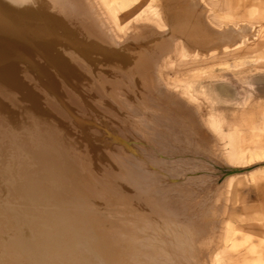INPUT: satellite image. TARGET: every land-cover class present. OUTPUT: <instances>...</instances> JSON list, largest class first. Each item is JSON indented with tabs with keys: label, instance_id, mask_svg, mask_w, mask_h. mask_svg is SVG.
I'll return each instance as SVG.
<instances>
[{
	"label": "rangeland",
	"instance_id": "1",
	"mask_svg": "<svg viewBox=\"0 0 264 264\" xmlns=\"http://www.w3.org/2000/svg\"><path fill=\"white\" fill-rule=\"evenodd\" d=\"M115 1L119 27L104 6L101 11L119 40H126L135 24L160 23L146 0H126L125 5L122 0ZM227 1L236 20L253 21L251 28L258 35H251L244 43L212 56L168 61L170 65L164 76L157 72L158 78L162 76L159 84L164 90L195 112L193 119H199L200 127L194 133L186 116L183 117L188 109L181 108L183 114L166 113L164 105L158 106L154 95L151 98L146 89L143 93L134 84L136 68H120L104 59H94L85 65L81 58H71L66 71L61 72L46 64L45 59L30 48L31 43L8 36L9 40L1 43L6 49L1 52L4 54L0 55V66L6 67L14 82L0 72V100L14 110L18 120L8 123L14 124L19 132L2 144L0 180L17 182L23 174L29 181L36 165L33 159L52 157L62 169L63 157L70 156L75 164L76 161L81 164H76L77 170L75 167L73 171L82 176L79 179L82 184L70 188L63 180L64 185L54 191L52 181L48 184L41 179L38 188L48 199L42 204L50 211L47 213L54 214L63 207L75 215L78 213L80 218L85 217L83 225L79 223L81 230L96 229V238L102 236V258L105 241L114 243L115 235L109 237L114 232L118 235L125 232L124 237L120 235L123 241L140 247L147 258L139 257L135 264H231L226 258L240 256L245 247L241 246V254L232 252L236 248L230 246L231 242L241 239L235 234L226 242L225 227L235 215L256 209L238 212L235 208L242 200L241 186L253 184L247 175L254 171L255 165L247 159V153L253 149L264 150V135L245 132L240 144L245 156H238L234 132V127L247 131L248 123L255 122L264 109V58L259 57L260 50L264 49V16L258 22L259 18L246 15L249 5L262 7L264 0L260 3ZM169 71L173 72L174 80L166 77ZM15 79L29 95L18 87ZM141 92L148 98L142 96L140 101ZM104 160L113 165L114 180L120 187H127L128 192L129 185H133L138 196L147 199L146 202L155 209L158 207L160 212L141 221L136 215L141 214V209H136L132 211V218L124 199L128 193L120 192L110 177L94 169L102 166ZM257 162H264V158ZM243 192L247 203L264 207L262 194L250 187ZM0 200H4V194L0 195ZM37 207L42 209V205ZM160 213L163 215L159 216ZM59 217L67 223L64 216ZM187 228L196 235L191 240L185 233ZM244 235L248 237L247 242L252 238L251 234ZM187 241L194 244L195 250H191Z\"/></svg>",
	"mask_w": 264,
	"mask_h": 264
},
{
	"label": "bare ground",
	"instance_id": "2",
	"mask_svg": "<svg viewBox=\"0 0 264 264\" xmlns=\"http://www.w3.org/2000/svg\"><path fill=\"white\" fill-rule=\"evenodd\" d=\"M125 1L122 0L123 5H125ZM146 1H148V6L154 9L160 23L153 25L152 22H146L141 26L135 24L132 26L131 33L128 34L126 40L122 41L113 34V30L101 11V7L104 6L114 16L116 27H119L120 23L117 22L115 15V10L117 9L115 0H0V55L2 56L4 53L1 52H5L6 49L5 47L2 48L1 43H6L9 40L7 39L8 36H11L13 39L19 40L22 38V41L25 40L31 43L30 48L36 50L45 59L46 64L59 68L61 72L66 71L67 62L69 60L71 62V58H81L85 65L90 64L91 60L94 59H104L108 63L114 62L120 68H136L137 72L134 70L136 73H133L135 75L134 84L140 87L143 93L146 89L148 96L154 95L153 98L157 100L158 106L159 104L160 106L161 104L164 105L166 113L172 111L173 114L177 115V113H181V108L188 109V111L185 110V115L183 112L181 114H183V117L186 116L188 126L191 127L194 133L200 124L197 122L199 119H193L195 117L192 113L195 114V112L187 108L188 105L181 103V100L178 99V101L176 98H172L173 93L169 94L164 90V86L159 84L162 76L158 78L157 72L164 76L166 67L170 65L168 61L207 57L212 56L216 52L228 51L244 43L246 38L248 39L249 37L251 39L252 37L250 36L255 35L257 31L254 32L253 28L247 24L239 25L237 23V16L229 11L230 7L227 0ZM255 7L249 6L246 10L247 17H253L257 13ZM227 9L228 11H226ZM256 37L258 38V36ZM261 55L264 57V49L260 50L259 56ZM0 72L2 75L8 76L7 80L13 81L11 79L13 76L5 66H0ZM169 72V76L166 74V77L174 80L173 72ZM14 78L16 77L14 76ZM16 84L19 88L24 89L23 84L19 83V81ZM26 93L29 95L27 90ZM143 93L138 96L140 101H142L141 97L145 96ZM155 94L157 97H155ZM148 96L145 97L148 98ZM9 108L11 107L0 100L1 151L2 144L6 139L11 140L12 136L19 132L13 127L14 124L8 123L9 120H14V122L18 120L15 118L14 110ZM17 116L19 117L20 115L18 114ZM258 116V118L254 119L255 122L248 123L247 131L242 130L240 127H234L238 141L236 150L238 156H245V151L242 150L240 145L243 142L242 133L244 135L245 132H250L256 136L264 135V109L260 111ZM29 117L32 121L34 120L31 113ZM194 121L196 122L195 124ZM37 129L39 130L38 127ZM248 153L247 159L254 161L253 164L255 166L253 167L254 169L252 168L254 171L247 177L252 183L258 185L264 182V162H257L259 159L264 158V150L258 152L253 149V151L250 150ZM37 159H33L36 165L29 181H27L28 178H24L23 174H21L17 182L11 179L0 180V195L4 194V200H0V264H135L139 257L147 260L140 247L131 245V242L126 243L124 242L125 240L123 241L121 237L122 235L124 237L125 232L122 235L115 234L116 232L112 234L113 232H111L112 235L110 234L109 238L115 237L116 241H113L114 243H110L104 238L106 240H104L105 252H103L104 258H102V236L99 239L96 238V229L81 230L82 227H80L79 223L83 225L82 218L85 217L80 218L78 213L75 215L63 207L59 209L60 211L57 209L54 214L47 213L49 210L42 203L48 199L44 197L42 190L38 188V181L42 179L48 184L52 181L55 184L51 187L54 191L60 189L58 186L64 185L62 183L63 180L68 182L65 184L69 185L70 188L81 185L82 182H79V179L82 176H78V173L73 171L75 167L77 170L76 164L80 163L76 161L75 164L70 156H64V166L61 169V165L52 157H45L40 161L39 157ZM112 168L113 165L107 160L102 162V166L94 167L95 170L104 173L103 175L106 177H110L112 183L116 184L115 187L120 192L123 193L125 191L128 193L124 199L127 201V208H129L132 218L134 215L132 211L136 209L137 211L141 209V214H136L140 217H137V219L140 220L146 219L144 217L154 216L155 212H160L157 211L158 207L156 209L153 206L151 207L150 203L146 202L147 199L140 198L138 191L134 189L135 187L132 188L133 185H129L130 189L128 187V192L126 191L127 187L126 189L120 187L117 184L118 181L114 180L115 170L113 171ZM117 176L119 177L118 174ZM127 177L129 176L127 175ZM80 188L82 187L80 186ZM27 195L30 197H27ZM38 205H42V209L38 208ZM161 214L163 215V213H160L159 216H162ZM250 214L247 219L264 221V216L256 215V212L255 214ZM59 216H64V219L66 218L65 221L70 224L63 223L59 220ZM243 216L235 215L227 223L224 235L226 242L231 241L235 234L241 232L242 223L244 222ZM95 225V228H97V223ZM128 228L126 227L125 230L130 231ZM185 230L189 240H191V237L196 236L191 228ZM130 234H132L131 231ZM113 235L115 236L113 237ZM117 237L120 238V241H118ZM125 238L127 239V236ZM247 238V235H244L239 241L233 240L230 246L236 248L246 243ZM60 241L62 244L58 245ZM121 241L124 243H121ZM187 242L188 246L191 244V250H195V248H192L194 244ZM249 249L250 252H255V246H251ZM258 254L259 252L256 255ZM152 258L153 256L150 257V259ZM250 264H264V256H256Z\"/></svg>",
	"mask_w": 264,
	"mask_h": 264
},
{
	"label": "crops",
	"instance_id": "3",
	"mask_svg": "<svg viewBox=\"0 0 264 264\" xmlns=\"http://www.w3.org/2000/svg\"><path fill=\"white\" fill-rule=\"evenodd\" d=\"M254 2L260 3V2H262V0H254ZM249 6H254V7L256 6L255 8L257 10V13L253 17H250V18H258L259 17L260 19L258 20V22H260V20H262L260 15L264 16V6L260 7L257 4H251ZM249 6L247 7V9L249 8ZM229 11H231V8ZM237 23L239 25L240 24H247L250 27H253V24H254L253 21L252 22L251 21H245V22L244 21H237ZM255 34H257V33H255ZM259 57L264 58V57H262V55ZM246 187H250V188L254 189V191L259 192V194H262L264 197V182H262L258 185L254 184V183L253 184L246 183L245 185L241 186V188H240V197L242 200L236 206L235 209L238 212H244V211L249 212L253 208H256V209H254L253 211H251L249 213H246V215L244 214V216H243V219H244V222L242 223L243 226H242L241 232L236 235V238L241 239L243 234H251L252 238L247 243L241 244L240 246H237L235 250H232V252L237 251V252H239V254H241L240 253L241 252L240 251L241 246L245 247L244 251H242V254L240 256L235 257V258H230V257L226 258L228 260V262H230L231 264H247V263L250 264L256 256H258V255L262 256V257L264 256V221H251V220L247 219L251 215L250 213L255 214V212H256V215L258 214V215L264 216V207H262V206L259 207L260 205H255V204H251V203L246 202V199L244 197V192H243L244 188H246ZM247 220H248V222H246ZM251 246H255V252H250L249 248ZM258 252H259V254L256 255ZM229 253H231V251ZM242 258H243V260L241 263ZM244 262H247V263H244Z\"/></svg>",
	"mask_w": 264,
	"mask_h": 264
}]
</instances>
